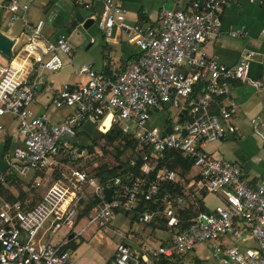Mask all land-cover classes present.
Wrapping results in <instances>:
<instances>
[{"label": "built area", "instance_id": "2783aa9c", "mask_svg": "<svg viewBox=\"0 0 264 264\" xmlns=\"http://www.w3.org/2000/svg\"><path fill=\"white\" fill-rule=\"evenodd\" d=\"M29 1L8 0L7 5L10 20L21 13L24 59L36 68L58 71L63 67L61 54L72 56L68 36H43L41 22L32 23L24 16ZM228 1H194L187 11L163 7L155 25L133 26L135 33L128 40L137 46L138 55L122 70L103 74L84 65L80 71L87 76L85 82L76 86L65 83L57 90L53 107L70 109L59 123L50 122L46 112L33 111L37 88L22 80L24 68L15 58L0 63V146L5 141L1 118L7 114L16 119L20 137V143L10 149L1 147L0 159L6 168L0 167V186L7 170L23 176L29 170L49 169L52 157L59 153L70 161L83 155L85 149L74 139L86 120L102 133L118 125L133 136L142 158L141 177H116L102 185L84 170L69 166L63 179L51 183L36 205L2 201L0 264H71L67 240L46 242L40 231L49 220L52 233L75 231L79 195L85 185L93 186L99 194V201L86 216L87 226L106 227L120 209L134 213L141 200L159 201L162 207L159 211L170 238L147 253H136L121 239L111 264H146L193 250L203 242L210 243L220 264H264V172L251 182L239 164L206 150L207 144L236 130L235 104L229 98L232 83L249 79L255 55L246 50L236 63L228 65L203 53L202 45L222 33L219 13ZM98 26L106 37L116 28H128L124 12L114 0H104ZM107 118L108 127L103 126ZM154 118L158 122L152 123ZM167 118L172 120L170 126ZM254 131L264 142V132L257 127ZM168 150H178L192 159L199 174L196 186L220 199L212 209L194 212L184 228L175 211L184 204V196L167 192L156 200L162 182H176V172L162 168L156 170L153 180L148 179ZM111 184L118 187L113 200L106 202L102 189ZM157 213L150 206L143 207L138 222H150ZM248 232L254 241L250 248L231 245L222 249L220 244H211L220 237L239 238Z\"/></svg>", "mask_w": 264, "mask_h": 264}, {"label": "crops", "instance_id": "0c3cea01", "mask_svg": "<svg viewBox=\"0 0 264 264\" xmlns=\"http://www.w3.org/2000/svg\"><path fill=\"white\" fill-rule=\"evenodd\" d=\"M114 1L122 8L128 28H116L110 37H106L98 25H93L88 29L77 27L70 32L66 31L76 9H85L84 5L86 4L88 8L101 14L104 0L29 1L28 10L24 16L32 23L41 22V32L46 38L54 39L58 34L66 33L72 48L71 57L61 54L63 67L58 71H51L36 68L29 60L24 59L22 50L24 24L20 18L21 13L15 19L10 20V12L7 9L8 0H0V31L14 40L11 54L12 58H15L14 60L24 68L22 80L34 83L37 88V96L32 105L35 113L46 112L50 122H61L70 109L54 108L52 98L62 84L76 86L87 80V76L80 71L82 66L87 65L103 74H112L122 70L126 63L137 54V46L128 40L135 33L133 26L138 25L140 28H144L147 25H155L158 21L159 11L163 7L187 11L192 8L194 1L201 0ZM219 18L222 33L218 38L209 40L202 45L203 53L228 65L236 63L246 50L255 52V55L250 65L249 79L245 81L234 80L232 83L229 98L235 104L233 121L236 130L233 133H227L220 140L207 144L206 150L216 158H225L236 162L241 166L244 176L249 178L251 182H255L264 172V142L254 131L257 127L264 132V0H229L222 6ZM8 61L0 56V63L5 64ZM156 121L154 118L152 123ZM1 122L5 128L4 138L6 136L11 137L12 146L19 144L20 137L16 119L7 114L1 118ZM90 123L95 125L92 121L86 120L79 126L78 131L91 134ZM10 124H14L13 131H11ZM96 129L99 131L97 127ZM82 137L85 138L80 140H86L85 135ZM172 170L177 174V180L173 183L182 185L183 191L186 194L189 193L188 202L185 199L184 204L175 209L176 213L186 203L193 206L191 214L197 212L195 196L203 201L208 210L220 203V199L216 195L205 191L206 194L203 196L201 194L202 189L200 192H189L191 187H196V180L199 177L197 167L192 165L184 177L179 168ZM54 171L49 167V169L43 170H29L23 176L16 175L18 184L25 194L23 204L38 202L51 183L63 179L65 173L61 171V168H59L58 177L54 176ZM51 177L55 178L51 180ZM95 179L98 181L97 178ZM37 182L39 185L36 184ZM3 186L6 191L11 192L14 196L18 195V189L14 187V184L4 182ZM79 196V201L83 199L93 202L95 198L99 199V194L91 185H85ZM4 200L0 195V203ZM95 204L97 202L83 215L81 213L84 204L80 205L75 231L67 232V230L60 229L56 233H52L49 229L51 220L47 221L40 231L42 240L46 242L58 244L67 240L71 264H111L115 255L116 243L121 239L126 241L136 253H147L145 250L166 242L170 238L166 220L165 223L163 222V228L154 227L150 224L151 221L130 223L129 218L133 213L124 209H120L106 227L87 226L86 216ZM159 204L160 202H158L157 207H161ZM156 210L158 211L156 217L163 216L159 208ZM88 229H90V239L86 241L83 239V234ZM108 230L115 231L118 238L111 241L101 233H106ZM157 231L164 232L165 235L160 241H157L158 243L154 244L152 242L154 238H157ZM99 235L104 239L103 242ZM230 242H233L240 249L254 246V241L249 232L239 238L220 237L211 244H220L222 247V245H227ZM146 244L151 245L147 247ZM210 251L212 253L211 248ZM150 263L153 261L146 264Z\"/></svg>", "mask_w": 264, "mask_h": 264}, {"label": "trees", "instance_id": "16d2710c", "mask_svg": "<svg viewBox=\"0 0 264 264\" xmlns=\"http://www.w3.org/2000/svg\"><path fill=\"white\" fill-rule=\"evenodd\" d=\"M86 7H88V6L84 5L85 9H86ZM91 10L94 11L93 9H91ZM137 55H138V50H137V54H135L134 57ZM165 122L167 123L168 126H170L172 123V120L170 118H167L165 120ZM81 124H83V122H81ZM103 126L108 127L109 121L106 122ZM97 133H98L97 136H95L96 138H92L89 134H87L83 131H78L76 134V138L74 139V142L80 148L87 150L88 153H92L94 151V148L97 145V140L101 139V138H104L108 143L115 142L116 140L117 141L122 140V143H123L121 149L116 150L117 151V153L115 154L116 164L111 166L110 168H108L106 170H103V171H106V174H104V175L98 174L96 176V178H98V181L100 184L105 185L106 183L109 182V180H112L116 177L125 178L128 175H130L131 177H141L142 176V174H141V165H142L141 156L137 155L133 164L131 163L132 160H130L129 158H127L125 160L120 159V156L122 155V153L124 151H126L127 149H130L132 144H135V140L131 134L124 133L118 125H113L111 127V129H109L105 133H102L100 131H97ZM83 135L86 136L87 141L86 140H84V141L80 140V139L85 138V137H82ZM1 147H3L5 150L10 149L12 147L11 137L6 136L4 144H2L0 146V151H1ZM192 163H193L192 159H190L189 157L184 155L182 152H180L178 150H168L164 153V157L157 162L154 172H152L148 176V179L153 180L155 177L156 170H159L162 168H167L169 170L179 168L181 170V172H180L181 175L184 177L187 174V172H189V170L191 169V166L193 165ZM0 167H2V169L6 168L5 164L3 163V161L1 159H0ZM102 169H105V167H102L101 170ZM54 176L58 177L59 173L54 174ZM4 182L14 184V187L16 189H18V195L14 196V194H12L11 192L6 191V189H4V186L2 184L0 186V195H2V197L5 199L4 201L15 202V201L21 200L22 202L21 201H19V202L24 207L34 206L40 201L39 200L38 202H36L34 204H23L25 194L21 190V187L18 184L17 176L13 171H11V170L6 171ZM167 192L172 193L174 196H184V198L188 202L187 198H188L189 193L186 194L183 191L182 185L174 184L172 182H162L160 192H159V195L156 198V200H158V198L162 194L167 193ZM201 194L204 196L206 194L205 190H202ZM98 201H99L98 198H95V200L93 202H92V200H83V199L80 200L78 203L79 211H80V205L84 204V208L82 209L81 215L86 214L89 211V209L91 208V206ZM194 201L196 202L195 207H196L197 212L198 211H208V209L204 205L203 201L201 199H199L197 196H195ZM158 202L159 201H156L155 203L153 201H148V202L143 201V200L139 201L138 206L136 208V211L129 218L130 223L138 221V212L142 211L143 207L150 206L153 209H158L159 208V207H157ZM192 207H193L192 205H187V203H186V205H184L183 208H179L177 210V215L181 221V225H180L181 228H184L189 223V219H190L191 215H193V214H191ZM163 222L165 223V218L163 216H160V217L154 218L150 222V224L154 225V227L163 228L164 227ZM166 259H168V258L161 257L157 260H154L153 263L154 264H171V262H167Z\"/></svg>", "mask_w": 264, "mask_h": 264}, {"label": "rangeland", "instance_id": "374dc122", "mask_svg": "<svg viewBox=\"0 0 264 264\" xmlns=\"http://www.w3.org/2000/svg\"><path fill=\"white\" fill-rule=\"evenodd\" d=\"M11 125L12 124H10L9 126L11 128V131H13L14 124L12 126ZM89 126H90L89 130L91 132V134L89 133V135L92 138H96L95 136H97L98 134L96 126L93 125L92 123H90ZM122 145H123L122 140L121 141L116 140L115 142L108 143L104 138H101L97 140V145L92 153H88L86 152L87 151L86 150L85 153L81 155L79 158H77L75 161H70L63 153H59L53 156L50 168L55 170L54 174H58L57 172L59 171V168H61V171H64V173H66L67 168L71 166L75 168H80L81 170H84L87 173V175L96 178L98 174L100 175L106 174V171L103 170H106L116 164V157H115V154L117 153L116 150L117 149L120 150ZM137 155L140 156V151L137 150L136 144H132L130 149H127L122 153L120 159L125 160L129 158L130 160H134L137 157ZM102 167H105V169L101 170ZM54 178L55 177H51V180ZM196 191L200 192L201 189H199L197 186L191 187L189 189V192L191 193H195ZM89 233H90V229H88L83 234V239H85L86 241L90 239ZM101 233H103L111 241H114L116 238H118L116 232L113 230H108L106 233L104 232ZM164 235H165L164 232L157 231L156 232L157 238H154L152 243L154 244L158 243L157 241H160ZM99 237L103 242L104 239L100 235ZM150 245L151 244H146L147 247H149ZM231 245H234V243L230 242L227 245H222V249L227 248ZM166 261L171 262V264H219L216 256H214L210 251V243L207 242L197 243L194 246L193 250L185 251L180 255L172 256L171 258L166 259ZM150 264H154V263H150Z\"/></svg>", "mask_w": 264, "mask_h": 264}, {"label": "water", "instance_id": "95a60500", "mask_svg": "<svg viewBox=\"0 0 264 264\" xmlns=\"http://www.w3.org/2000/svg\"><path fill=\"white\" fill-rule=\"evenodd\" d=\"M86 5V4H85ZM100 14L97 11H92L90 8L86 9H76L74 11L73 19L66 29L67 32L81 27L82 29H88L93 25H98ZM14 45V40L7 36L3 31H0V56L5 60H10L12 58V47ZM130 185V182H128ZM118 186L111 184L110 186H105L102 189L103 199L106 202H111L113 200L112 194L114 189Z\"/></svg>", "mask_w": 264, "mask_h": 264}, {"label": "bare ground", "instance_id": "6f19581e", "mask_svg": "<svg viewBox=\"0 0 264 264\" xmlns=\"http://www.w3.org/2000/svg\"><path fill=\"white\" fill-rule=\"evenodd\" d=\"M108 121H109V118H107V119L105 120L104 124H105L106 122H108ZM104 124H103V125H104Z\"/></svg>", "mask_w": 264, "mask_h": 264}]
</instances>
